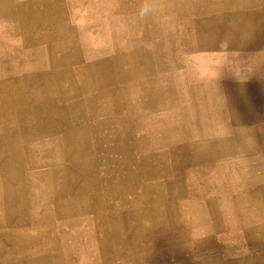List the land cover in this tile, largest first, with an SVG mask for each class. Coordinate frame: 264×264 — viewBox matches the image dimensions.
<instances>
[{"label":"crops","instance_id":"1","mask_svg":"<svg viewBox=\"0 0 264 264\" xmlns=\"http://www.w3.org/2000/svg\"><path fill=\"white\" fill-rule=\"evenodd\" d=\"M4 1L37 44L50 19L93 2ZM253 82L239 105L171 121L163 136L152 124L101 139L116 201L99 202L77 201L75 136L67 198L50 184L57 169L30 168L46 158L43 121L30 124L29 101L0 92V264H264V80Z\"/></svg>","mask_w":264,"mask_h":264},{"label":"rangeland","instance_id":"2","mask_svg":"<svg viewBox=\"0 0 264 264\" xmlns=\"http://www.w3.org/2000/svg\"><path fill=\"white\" fill-rule=\"evenodd\" d=\"M139 4L93 0L89 10L82 2L75 16L50 19L37 44L0 0V92L29 101L30 124L43 121L46 158L34 155L30 168L57 169L50 184L64 186L66 198L74 136L77 201H116V179L105 174L113 155L101 139L148 133L152 124L163 136L171 121L192 125L212 108L239 105L264 80V0H159L144 21Z\"/></svg>","mask_w":264,"mask_h":264},{"label":"clouds","instance_id":"3","mask_svg":"<svg viewBox=\"0 0 264 264\" xmlns=\"http://www.w3.org/2000/svg\"><path fill=\"white\" fill-rule=\"evenodd\" d=\"M159 10V0H140L137 9V17L139 20H149L153 18Z\"/></svg>","mask_w":264,"mask_h":264}]
</instances>
